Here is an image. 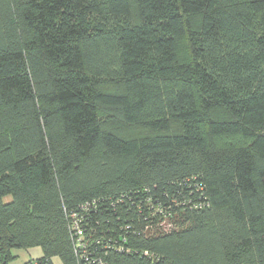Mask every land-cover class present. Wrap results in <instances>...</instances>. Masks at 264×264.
Returning a JSON list of instances; mask_svg holds the SVG:
<instances>
[{"label":"trees","instance_id":"1","mask_svg":"<svg viewBox=\"0 0 264 264\" xmlns=\"http://www.w3.org/2000/svg\"><path fill=\"white\" fill-rule=\"evenodd\" d=\"M34 247L264 264V0H0V264Z\"/></svg>","mask_w":264,"mask_h":264},{"label":"rangeland","instance_id":"2","mask_svg":"<svg viewBox=\"0 0 264 264\" xmlns=\"http://www.w3.org/2000/svg\"><path fill=\"white\" fill-rule=\"evenodd\" d=\"M133 131V130H131ZM133 132H137V130H134ZM28 252V253H27ZM15 253H18V256L15 259V264H23L26 259L29 260V257H37L38 255H41L42 251L40 247H34L31 249H17L15 250ZM56 264H62L59 257H55Z\"/></svg>","mask_w":264,"mask_h":264},{"label":"crops","instance_id":"3","mask_svg":"<svg viewBox=\"0 0 264 264\" xmlns=\"http://www.w3.org/2000/svg\"><path fill=\"white\" fill-rule=\"evenodd\" d=\"M28 253V252H27ZM40 255H38L37 257H39ZM34 257H29V259H32ZM28 259H26L25 261H27ZM10 264H15V260H13Z\"/></svg>","mask_w":264,"mask_h":264}]
</instances>
